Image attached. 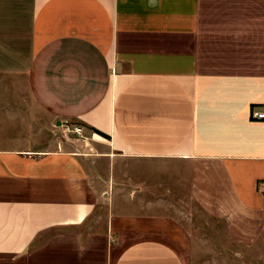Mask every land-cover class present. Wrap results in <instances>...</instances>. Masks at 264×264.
I'll use <instances>...</instances> for the list:
<instances>
[{
  "label": "crops",
  "instance_id": "crops-1",
  "mask_svg": "<svg viewBox=\"0 0 264 264\" xmlns=\"http://www.w3.org/2000/svg\"><path fill=\"white\" fill-rule=\"evenodd\" d=\"M254 112L264 0H0V264H188L123 206L152 179L245 235Z\"/></svg>",
  "mask_w": 264,
  "mask_h": 264
},
{
  "label": "rangeland",
  "instance_id": "rangeland-1",
  "mask_svg": "<svg viewBox=\"0 0 264 264\" xmlns=\"http://www.w3.org/2000/svg\"><path fill=\"white\" fill-rule=\"evenodd\" d=\"M130 185L131 197L140 199L135 203L131 200L129 204L124 198L123 206L137 212V215H151L152 237L169 243L188 264H264V215L247 220L245 235L242 229L241 236H230L235 233V227L229 228L227 223L209 218L196 205L181 203L180 198L160 194L166 189H160L158 181L152 179L149 183L151 188L146 191L138 188L143 186L142 182H131ZM144 195L149 202L146 214L141 212L143 207L140 204ZM142 227L148 229L147 224ZM137 228L131 223V231ZM44 253L33 251L32 256L27 258L40 257Z\"/></svg>",
  "mask_w": 264,
  "mask_h": 264
},
{
  "label": "built area",
  "instance_id": "built-area-1",
  "mask_svg": "<svg viewBox=\"0 0 264 264\" xmlns=\"http://www.w3.org/2000/svg\"><path fill=\"white\" fill-rule=\"evenodd\" d=\"M252 119H253V122H264V112H261V113H256V112H254V113H253V117H252ZM66 130H67V132H68L69 134L76 135L77 137H82V135H83V130H82V128H76V129H74V130H72V129H70V128H67ZM259 190H260V192L262 193V196H263V198H264V182H262V183L260 184V186H259Z\"/></svg>",
  "mask_w": 264,
  "mask_h": 264
}]
</instances>
